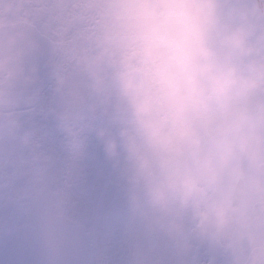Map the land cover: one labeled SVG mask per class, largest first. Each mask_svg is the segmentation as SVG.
Instances as JSON below:
<instances>
[{
	"label": "clouds",
	"instance_id": "clouds-1",
	"mask_svg": "<svg viewBox=\"0 0 264 264\" xmlns=\"http://www.w3.org/2000/svg\"><path fill=\"white\" fill-rule=\"evenodd\" d=\"M92 177L123 264H264V0H0V233L69 264Z\"/></svg>",
	"mask_w": 264,
	"mask_h": 264
},
{
	"label": "flooded vegetation",
	"instance_id": "flooded-vegetation-1",
	"mask_svg": "<svg viewBox=\"0 0 264 264\" xmlns=\"http://www.w3.org/2000/svg\"><path fill=\"white\" fill-rule=\"evenodd\" d=\"M83 208L82 212L84 214L86 222L92 224L98 221H103L101 226L105 229L103 232L107 235L112 234L111 239V250L117 248L119 254L113 255V259L116 260L115 264H118L122 260L121 257L125 255L127 249L126 246L120 241L117 231L119 228V217H120V208L119 202L116 193L109 189L102 182L97 181L94 177L89 179L88 184L83 189ZM102 233V231L100 232ZM10 235L6 233H0V240L8 237ZM96 232L91 236V254L87 256H81L79 254H71L69 252V263H74L82 260H94L93 253L96 248ZM110 250V251H111ZM120 255V259L119 256ZM34 259V255L32 256ZM37 257V256H36ZM41 257V256H40ZM36 259V258H35ZM112 257L109 258V264L111 263ZM28 264H41V258L36 259L35 261L29 260ZM123 263V262H122Z\"/></svg>",
	"mask_w": 264,
	"mask_h": 264
},
{
	"label": "water",
	"instance_id": "water-1",
	"mask_svg": "<svg viewBox=\"0 0 264 264\" xmlns=\"http://www.w3.org/2000/svg\"><path fill=\"white\" fill-rule=\"evenodd\" d=\"M69 252L81 256L91 254L92 257L91 237L89 238V243L79 248L69 249ZM33 255L34 259L32 257ZM40 256V250L33 239L26 238L22 235H10L0 240V264H28L27 261H35L36 259H40ZM69 264H93V259L90 261L80 260L74 263L70 262Z\"/></svg>",
	"mask_w": 264,
	"mask_h": 264
},
{
	"label": "rangeland",
	"instance_id": "rangeland-1",
	"mask_svg": "<svg viewBox=\"0 0 264 264\" xmlns=\"http://www.w3.org/2000/svg\"><path fill=\"white\" fill-rule=\"evenodd\" d=\"M102 222H103V221H98L97 218H96V222H95V221L92 222V224L95 225V232H96V234H97V236H96V245H97V242H98V241H103V240L105 239V237L107 236V234L103 232L105 229H103L104 227L101 226ZM100 223H101V224H100ZM101 231H102V233H100ZM117 254H119L117 248L111 250V255H110V257H112V259H111V263H112V264H115V262H116V260H117V258H116V260L113 259V255H117ZM125 256H126V253H125V255H123V256L121 257V259H120V255L118 256L119 259L122 260V261L119 262L118 264H123L122 262L124 261Z\"/></svg>",
	"mask_w": 264,
	"mask_h": 264
}]
</instances>
